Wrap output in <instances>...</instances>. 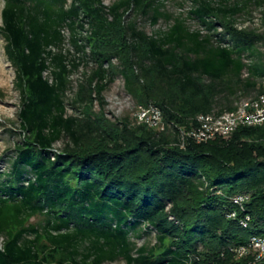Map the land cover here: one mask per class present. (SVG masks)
<instances>
[{"label": "trees", "instance_id": "1", "mask_svg": "<svg viewBox=\"0 0 264 264\" xmlns=\"http://www.w3.org/2000/svg\"><path fill=\"white\" fill-rule=\"evenodd\" d=\"M193 4L189 16L205 32L163 12L161 0H5L0 34L21 94L22 139L0 187V264H264L254 249L236 255L264 235V123L182 141L199 114L264 93V32L238 27L247 1ZM132 11L173 22L148 34ZM63 26L83 57L61 50ZM88 60L96 67L73 100L82 116L67 115L70 72ZM118 74L136 107L162 110L163 130L135 115L107 117L104 91ZM237 194L249 197L241 207ZM36 215L43 225L29 223ZM138 228L153 229L156 243L135 248Z\"/></svg>", "mask_w": 264, "mask_h": 264}, {"label": "rangeland", "instance_id": "2", "mask_svg": "<svg viewBox=\"0 0 264 264\" xmlns=\"http://www.w3.org/2000/svg\"><path fill=\"white\" fill-rule=\"evenodd\" d=\"M107 6L113 4L116 0H102ZM235 2L236 0H229ZM247 1L248 13L241 14L237 17V25L239 28L247 27L255 29L259 33L264 32V0H243ZM71 0H67V5ZM161 10L165 13L171 14L172 17H184L191 29H201L205 32L203 26L200 25L197 19L189 16V10L193 7V0H161ZM5 6V0H0V25H2V12ZM129 18H136L137 24L141 29H144L148 34H154L159 30H166L173 22V18L166 19L161 17L157 23L151 22L150 16L138 15L135 12L130 13ZM221 31V29L219 28ZM63 34L66 38L65 43L61 46L63 53L67 54L69 58H81L82 52H78L70 43V30L67 26H63ZM85 34V32H83ZM6 41L0 34V187L9 178V170L14 157V150L16 145L22 139L20 131L19 112L21 108V94L16 87V73L12 63L8 60L5 52ZM58 47H54L53 51H58ZM89 53L90 48L85 49ZM114 63L119 64L116 59ZM96 65L91 60L82 62L77 68H72L69 75V83L64 92V99L66 105L67 115L82 116L81 109L74 105L73 100L79 89V85L85 81L86 75L95 69ZM45 75L51 78L50 70ZM246 75V74H245ZM256 92L253 91L246 97H253ZM105 104L104 112L112 121H117L121 117L132 118L136 112L135 100L127 94L124 89V80L121 75H116L114 80L108 85L104 91ZM100 105L96 102L94 104V111H98ZM218 108V106H217ZM64 141L55 143L54 148L61 150ZM45 217L36 215L29 223L36 226L44 224ZM131 240L135 244V248L142 245L148 247L156 243V233L153 229L138 228L131 233ZM4 237L0 236V245H2ZM103 264H126L124 259L115 261H107Z\"/></svg>", "mask_w": 264, "mask_h": 264}, {"label": "built area", "instance_id": "3", "mask_svg": "<svg viewBox=\"0 0 264 264\" xmlns=\"http://www.w3.org/2000/svg\"><path fill=\"white\" fill-rule=\"evenodd\" d=\"M135 117L138 124H146L158 130L164 129L162 110L153 103L139 105ZM196 120L199 123L197 127L182 131V141L187 137L197 142L207 141L216 136L228 137L241 126L261 125L264 123V93L255 98L243 99L236 108L229 111L199 114ZM248 198L246 194H237L232 201L241 207ZM229 217H235V212H231ZM247 220H249L248 216L240 223L246 226ZM249 249L256 250L257 257L263 258L264 235L252 236L247 245L239 246L236 249L237 257L246 255Z\"/></svg>", "mask_w": 264, "mask_h": 264}]
</instances>
